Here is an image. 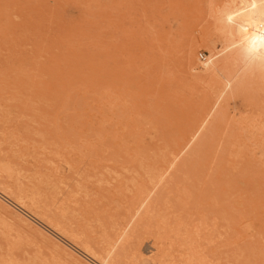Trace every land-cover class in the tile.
<instances>
[{
  "label": "rangeland",
  "instance_id": "374dc122",
  "mask_svg": "<svg viewBox=\"0 0 264 264\" xmlns=\"http://www.w3.org/2000/svg\"><path fill=\"white\" fill-rule=\"evenodd\" d=\"M244 1L0 0V264L157 263L126 206L157 180L211 263L264 264V54L227 33Z\"/></svg>",
  "mask_w": 264,
  "mask_h": 264
},
{
  "label": "bare ground",
  "instance_id": "6f19581e",
  "mask_svg": "<svg viewBox=\"0 0 264 264\" xmlns=\"http://www.w3.org/2000/svg\"><path fill=\"white\" fill-rule=\"evenodd\" d=\"M261 0H250L244 1L249 2L247 5V9L241 13L230 12L227 15V33L228 35L235 34L237 36L240 43L244 45L243 48H249L252 50L254 55H260L264 54V4L259 3ZM241 2V1H240ZM247 4V3H246ZM241 9V8H240ZM244 10V9H242ZM226 23V22H225ZM234 44V43H233ZM40 58V57H39ZM246 58V57H245ZM248 58V57H247ZM204 66H207V63L204 64ZM249 68V67H248ZM263 68V67H262ZM264 80V79H263ZM4 137V136H3ZM24 149V147H23ZM35 149V148H34ZM139 150V149H138ZM137 150V151H138ZM145 153V151H144ZM23 154V153H21ZM20 154V155H21ZM172 154V153H171ZM135 155V154H134ZM143 155V154H142ZM137 156V155H136ZM164 158V157H162ZM6 165V164H5ZM140 165V164H139ZM1 166V165H0ZM8 168V165H7ZM141 168V167H140ZM4 169H6L4 167ZM123 169V168H122ZM125 169V168H124ZM54 170V169H53ZM96 170V169H95ZM126 172L125 170H123ZM1 172H3L1 170ZM5 173V172H4ZM31 173V172H30ZM161 173V172H160ZM39 174V173H38ZM127 174V173H126ZM32 175V174H31ZM40 175V174H39ZM43 175V174H42ZM76 175V174H74ZM114 175V174H113ZM9 176V175H8ZM44 177V176H43ZM158 177V176H157ZM42 177H40L41 180ZM48 178V177H47ZM159 178V177H158ZM56 179V178H55ZM54 179V180H55ZM121 180V178H120ZM124 180V179H123ZM133 181V180H132ZM131 181V182H132ZM136 181V180H135ZM153 181V179H152ZM190 181V180H189ZM129 182V180L127 181ZM130 182V183H131ZM154 182V181H153ZM37 183V180H36ZM41 183V181L39 182ZM49 183V182H48ZM106 183V181H105ZM134 183V182H133ZM136 183V182H135ZM170 183V182H169ZM56 185V183H53ZM150 184V183H149ZM153 184V183H152ZM167 180H157V184H153L152 186H146L142 183L137 185L134 189V192L130 196V198L127 201V210L128 213L130 211L134 213H138L136 222L141 221L144 218L145 221L148 223L153 224L154 227V233L157 235H161L159 239H162V241L159 242V249L162 248L161 254L158 257L157 263L154 264H165V263H177V264H213L211 263L209 257H208V249L209 247V240L208 235L204 233V225L202 218L200 215L198 216L197 213H190L187 215H181L177 214L175 217L173 215L172 219L165 218L164 213L163 215L160 213V211H165L172 208V204L170 203V199L165 196L162 199V195L167 189ZM43 185V184H42ZM47 185V184H46ZM106 185V184H105ZM120 185V184H119ZM107 186V185H106ZM126 186V185H125ZM21 187V186H20ZM46 187V186H45ZM62 187V186H61ZM64 187V184H63ZM35 188V187H34ZM51 188V187H50ZM49 188V189H50ZM65 188H69L66 187ZM64 188V189H65ZM184 188V187H183ZM182 188V189H183ZM54 189V188H53ZM52 189V190H53ZM77 189V188H76ZM126 189V188H125ZM128 189V188H127ZM177 189V188H176ZM40 190V189H39ZM57 190V188H56ZM70 189H68L69 191ZM79 190V189H78ZM81 190V189H80ZM185 190V189H183ZM27 191V190H26ZM36 191V190H35ZM46 191V190H45ZM125 192V191H124ZM71 193V192H70ZM116 193V192H115ZM183 193V191H182ZM19 194V193H18ZM39 194V193H38ZM42 194V193H41ZM60 194V193H58ZM73 195H76L72 193ZM25 195V194H24ZM37 195V194H36ZM168 195V194H167ZM187 195V193H186ZM71 196V195H70ZM0 198L8 202V198L3 195V193L0 192ZM62 198V197H61ZM72 199V198H71ZM187 199V197H186ZM212 200V199H211ZM182 201V200H181ZM188 201V200H187ZM186 201V202H187ZM62 202V201H61ZM60 203V202H59ZM67 203V201H66ZM86 203V202H84ZM14 204V205H13ZM14 208H21L23 209L19 204L13 202ZM115 204V203H114ZM77 205V204H76ZM33 206V205H32ZM56 206V205H55ZM200 206V205H197ZM67 207V206H66ZM122 207V206H121ZM72 208V207H71ZM117 208V207H116ZM187 208V207H186ZM56 210V209H55ZM61 210V209H60ZM59 210V211H60ZM67 210V208H66ZM65 210V211H66ZM69 210V209H68ZM118 210V209H117ZM170 210V209H169ZM20 211V209H19ZM63 211V210H62ZM194 211V210H193ZM22 214L26 215L24 212L20 211ZM105 212V210H104ZM103 212V213H104ZM55 213V212H54ZM63 213V212H62ZM66 213V212H64ZM158 213V216H161L155 220V222H149L150 218L152 216H156ZM59 214V213H58ZM61 214V213H60ZM174 214V213H173ZM76 215V214H75ZM78 216V215H77ZM167 216V215H165ZM202 216V215H201ZM43 217V216H42ZM63 217V216H62ZM80 217V216H78ZM36 218V217H35ZM45 218V217H44ZM75 218V217H74ZM121 218V217H120ZM79 219V218H78ZM46 220V219H45ZM49 220V219H48ZM47 220V221H48ZM213 220V218H212ZM98 221V220H97ZM211 221V220H210ZM209 221V222H210ZM215 221V220H214ZM41 222V221H40ZM49 222V221H48ZM99 222V221H98ZM57 223V222H54ZM68 223V222H67ZM88 222L86 221V224ZM94 223V222H93ZM116 223V222H115ZM114 223V224H115ZM211 223V222H210ZM214 223V222H213ZM63 224V223H62ZM91 224V223H90ZM97 224V222L95 223ZM117 224V223H116ZM215 224V223H214ZM57 225V224H56ZM55 225V226H56ZM40 226V225H39ZM58 226V225H57ZM67 226V225H66ZM99 226V225H98ZM135 224H133L130 227V231L133 230ZM207 226V225H206ZM212 226V225H211ZM85 227V225H84ZM101 227V226H100ZM44 228V227H43ZM49 228V226H48ZM58 228V227H57ZM89 228V227H87ZM132 228V229H131ZM93 229V228H92ZM91 229V230H92ZM104 229V228H103ZM111 229V228H110ZM125 227H123V230L114 229L113 235H117L115 237H119L121 233L124 232ZM215 229V228H214ZM228 229V228H227ZM71 230V229H70ZM78 230V229H77ZM211 230V229H210ZM44 231V230H43ZM54 231V230H53ZM90 231V229H89ZM78 232V231H77ZM213 232V229H212ZM71 233V231H70ZM93 233V231H92ZM91 233V234H92ZM214 233V232H213ZM103 237L105 239H110L111 234L109 232H103ZM226 234V233H225ZM72 235V234H71ZM74 235V234H73ZM218 235V234H217ZM61 236V235H60ZM98 236V235H97ZM100 236V235H99ZM223 236V235H222ZM221 236V238H222ZM74 237V236H73ZM76 237V236H75ZM80 237V236H79ZM102 237V236H101ZM100 237V238H101ZM129 237V236H128ZM220 237V236H218ZM93 238V237H92ZM124 238V237H123ZM127 238V237H126ZM75 239V238H74ZM77 239V238H76ZM104 239V238H102ZM105 239L102 241L104 242ZM137 239V238H136ZM156 239V238H155ZM219 239V238H218ZM80 240V238H79ZM117 240V239H116ZM144 241V240H143ZM206 241V242H203ZM213 242V240H212ZM211 242V244H212ZM235 242V241H234ZM72 244V243H71ZM106 244V242L104 243ZM235 244V243H234ZM72 245H75L72 244ZM84 244H82L83 246ZM218 245V244H217ZM232 245V244H231ZM95 246V244H94ZM100 246V243H99ZM102 246V244H101ZM105 246V245H104ZM111 246V245H109ZM139 246V245H138ZM76 247V246H75ZM78 248V247H77ZM89 248V247H87ZM116 248V247H115ZM222 248V247H221ZM74 249V248H73ZM79 249V248H78ZM90 249V248H89ZM90 254L94 257L92 249H90ZM82 251V250H81ZM83 252V251H82ZM89 252V251H88ZM93 252V253H91ZM85 253V252H84ZM105 256L98 258L97 262L98 264H110L111 263V255H109V251L105 252ZM113 253V252H112ZM176 254V255H175ZM211 254V252H210ZM235 254V253H234ZM85 255H87L85 253ZM98 255V254H97ZM152 255V252H151ZM83 256V255H82ZM90 256V255H88ZM96 256V253H95ZM236 256V255H235ZM87 257V256H86ZM99 257V256H97ZM141 257V255H140ZM148 257V256H147ZM139 258V264H148L149 259L151 258ZM239 256H237L238 258ZM92 258V257H90ZM128 258V257H127ZM240 258V257H239ZM130 261V260H128ZM137 261V260H136ZM153 262L156 261L152 260ZM151 261V264H152ZM237 261V260H236ZM127 262V261H126ZM125 262V263H126ZM215 262V261H214ZM78 263V262H77ZM218 262H216L217 264ZM114 264V263H113ZM135 264V263H134Z\"/></svg>",
  "mask_w": 264,
  "mask_h": 264
}]
</instances>
